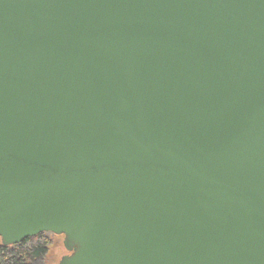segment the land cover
<instances>
[{
	"label": "water",
	"instance_id": "water-1",
	"mask_svg": "<svg viewBox=\"0 0 264 264\" xmlns=\"http://www.w3.org/2000/svg\"><path fill=\"white\" fill-rule=\"evenodd\" d=\"M57 264H264V0H0V241Z\"/></svg>",
	"mask_w": 264,
	"mask_h": 264
},
{
	"label": "trees",
	"instance_id": "trees-1",
	"mask_svg": "<svg viewBox=\"0 0 264 264\" xmlns=\"http://www.w3.org/2000/svg\"><path fill=\"white\" fill-rule=\"evenodd\" d=\"M46 233L26 238L19 244L3 245L0 241V264H36L47 253Z\"/></svg>",
	"mask_w": 264,
	"mask_h": 264
},
{
	"label": "rangeland",
	"instance_id": "rangeland-1",
	"mask_svg": "<svg viewBox=\"0 0 264 264\" xmlns=\"http://www.w3.org/2000/svg\"><path fill=\"white\" fill-rule=\"evenodd\" d=\"M49 240L47 253H45L36 264H57L60 258L68 252L63 246V236L53 233H46Z\"/></svg>",
	"mask_w": 264,
	"mask_h": 264
}]
</instances>
